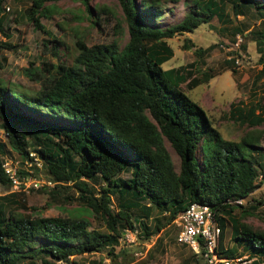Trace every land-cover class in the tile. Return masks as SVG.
I'll list each match as a JSON object with an SVG mask.
<instances>
[{
	"label": "trees",
	"instance_id": "obj_1",
	"mask_svg": "<svg viewBox=\"0 0 264 264\" xmlns=\"http://www.w3.org/2000/svg\"><path fill=\"white\" fill-rule=\"evenodd\" d=\"M4 1L0 0L1 34ZM27 1V20L46 33L39 18L45 4L57 0ZM117 1L128 35L121 47L115 40L86 46L77 38L72 63L49 65L42 87L34 94L11 89L0 79V131L20 158L16 177L30 176L38 163L46 180L53 183L47 189L49 195L58 197L60 190L71 189L66 198L77 203L74 216H29L13 208V192L0 195V264H39L38 259L42 264H81L72 257L86 253L115 260L126 255L123 247L116 249L123 230L148 241L173 223L176 213L197 201L214 211L220 228L219 253L234 258L240 256L236 248L240 246L247 255H254L249 264H260L264 231L233 217L234 207L241 206L228 203L244 199L264 179V150L258 135L244 133L238 141L221 138L198 103L180 87L192 89L213 76L210 69L193 68L212 47L197 46L192 50L195 60L186 66L161 67L172 54L165 39L191 32L213 17L222 21L226 0H192L181 19L164 27L154 24L160 15L158 0ZM79 2L90 17L89 0ZM228 2L234 15L253 8L264 16V0ZM231 30L233 36L243 35L237 27ZM249 36L260 64L256 79L264 74V29L253 27ZM191 46L188 42L187 47ZM225 63L233 70L234 58L228 56ZM25 71L38 81L36 68ZM262 90L246 108L228 107L239 124L264 122ZM167 145L176 156L175 164ZM4 152L0 140V187L8 188L10 179L1 166ZM91 181L101 185L95 187ZM252 211L242 209L241 214ZM81 213L98 218L105 230L88 229ZM225 220L234 247L222 250ZM192 256L196 263L199 255L192 252Z\"/></svg>",
	"mask_w": 264,
	"mask_h": 264
},
{
	"label": "rangeland",
	"instance_id": "obj_2",
	"mask_svg": "<svg viewBox=\"0 0 264 264\" xmlns=\"http://www.w3.org/2000/svg\"><path fill=\"white\" fill-rule=\"evenodd\" d=\"M158 1L161 5L160 15L155 18L154 24L160 27L174 21L177 22L192 5V0ZM28 4L27 0L9 2L10 10L5 13L6 17L2 25L4 34L0 33V79L11 89L29 94L38 91L45 81V70L50 71L51 69L49 65H55L58 62L64 65L72 63L77 53L75 46L77 38H80L86 46L110 43L115 40L121 47L127 40L126 25L117 0H89L92 22L79 0L47 2L39 18L46 33L34 29L27 20L24 10ZM223 11L222 21L213 17L208 23L197 24L191 32L174 34L166 38L165 42L172 48V54L167 61L161 64V67L168 69L171 66H186L195 60L192 50L197 46L203 49L208 46L212 47L204 52L202 62L194 65L193 68L199 66L200 69H210V74L213 76L206 82L198 83L192 89H187L183 84H180V87L188 97L198 103L221 138L238 141L244 133H256L259 139L258 144L264 150V122L259 125H241L228 111L230 105L246 108L253 101L258 100L262 94L264 74L254 79L260 69V64L257 61L255 44L249 36V31L253 27L264 29V16L260 17L253 8L244 15H234L228 0L224 1ZM232 27H237L242 31L243 35H240L243 48L232 47L234 41ZM53 39L58 42H54ZM188 42L193 46L188 48ZM228 56L237 59V63L234 60L232 65L233 70L225 63ZM27 68L38 70L40 74L38 81L26 74ZM0 140L4 143L5 151L1 157L13 163L18 162L20 160L18 154L6 143L1 131ZM167 150L175 164L176 156L168 145ZM36 167L37 170L33 174L29 171L33 179H25L18 187H0V195L8 191L13 192L15 196L11 199L16 204L13 208L18 213L29 214V216L67 217L76 215L77 203H71L66 198L72 190H60L58 197L50 196L47 189H52L53 184L46 182V175L38 163ZM258 174V179H260V171ZM31 181L38 182V185L33 186ZM44 183L48 187H39ZM92 184L98 187L101 182H92ZM32 187L33 189H30ZM256 200H262L263 203L256 205ZM240 206L234 207L233 217H240V221L250 226L251 229L264 231V179H261L259 187L254 188L244 198ZM252 206L256 209H251ZM242 209L245 212L253 210V213L242 215ZM81 214L87 218L88 229L105 230L98 218L87 213ZM155 216L156 213L152 211L150 217ZM152 219L148 221L152 222ZM225 221L220 241L222 250L224 247H234L230 238V224L227 220ZM175 234L173 223L165 225L148 241H141L133 232L126 229L121 232L122 237L119 239V245L116 246V249L123 247L126 250L125 256H118L112 260L101 253H86L72 257V259L74 258L81 264H204L199 257L195 263L191 250L173 241ZM158 237L161 240H157ZM236 248L240 255L246 256L242 264H249L254 255H247V251L240 246ZM261 261L263 264L264 257ZM37 263L42 264L39 259Z\"/></svg>",
	"mask_w": 264,
	"mask_h": 264
},
{
	"label": "built area",
	"instance_id": "obj_3",
	"mask_svg": "<svg viewBox=\"0 0 264 264\" xmlns=\"http://www.w3.org/2000/svg\"><path fill=\"white\" fill-rule=\"evenodd\" d=\"M9 6L4 7V11H8ZM241 35L236 33L232 43L233 48H238L241 44ZM233 57V56H232ZM237 63V59H234ZM5 173L10 179L12 187H18L20 181L16 177V167L8 160L3 162ZM33 186H37L38 182L31 181ZM244 199L236 198L228 201L240 205ZM214 211L210 206L201 204L200 202H191L183 210L176 213L172 218L173 225L176 229L174 242L198 254L204 264H242L245 255L228 258L221 255L216 248L219 241L220 228L217 221L213 217Z\"/></svg>",
	"mask_w": 264,
	"mask_h": 264
},
{
	"label": "clouds",
	"instance_id": "obj_4",
	"mask_svg": "<svg viewBox=\"0 0 264 264\" xmlns=\"http://www.w3.org/2000/svg\"><path fill=\"white\" fill-rule=\"evenodd\" d=\"M12 2V1H14V0H5L4 1V3H3V11H4V7L7 5V6H9V2ZM9 10H10V6H9ZM9 10L8 11H5V12H9ZM2 158V157H1ZM5 160H7V158H2V163H1V166H2V168H3V162L5 161ZM9 161V160H8ZM10 162L11 163H13L11 160H10ZM13 165L17 168V162L16 163H13ZM4 169V168H3ZM5 172V171H4ZM25 179H33V178H31L30 176H26L24 179H22V180H19L20 181V184L19 185H21V184H23V181L25 180ZM46 182H49L51 185L53 184V183H51L50 181H46ZM11 184V183H10ZM45 184V183H44ZM176 230V229H175ZM60 263V262H59Z\"/></svg>",
	"mask_w": 264,
	"mask_h": 264
},
{
	"label": "crops",
	"instance_id": "obj_5",
	"mask_svg": "<svg viewBox=\"0 0 264 264\" xmlns=\"http://www.w3.org/2000/svg\"><path fill=\"white\" fill-rule=\"evenodd\" d=\"M184 247V246H183ZM261 264V263H260Z\"/></svg>",
	"mask_w": 264,
	"mask_h": 264
}]
</instances>
